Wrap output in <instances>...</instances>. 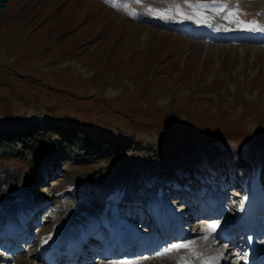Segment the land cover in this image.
I'll list each match as a JSON object with an SVG mask.
<instances>
[{
    "label": "rangeland",
    "instance_id": "374dc122",
    "mask_svg": "<svg viewBox=\"0 0 264 264\" xmlns=\"http://www.w3.org/2000/svg\"><path fill=\"white\" fill-rule=\"evenodd\" d=\"M258 25L264 33V0H0V237L8 224L30 235L2 240L0 264H71L62 252L111 262L86 243L77 254L69 241L43 248L89 206H148L155 195L180 220L171 237H154L147 264H187L202 243L227 248L225 264L249 261L235 217L245 208L264 232V39L229 36ZM144 207L115 215L153 239ZM206 223L221 235H200ZM78 225L74 244L93 232ZM132 251L112 262L134 261Z\"/></svg>",
    "mask_w": 264,
    "mask_h": 264
},
{
    "label": "bare ground",
    "instance_id": "6f19581e",
    "mask_svg": "<svg viewBox=\"0 0 264 264\" xmlns=\"http://www.w3.org/2000/svg\"><path fill=\"white\" fill-rule=\"evenodd\" d=\"M259 23L262 25V19L260 20ZM259 30H260V25H258V27H257V32H255V31H254L255 33L254 32L253 33L252 32L251 33H245L244 32V34L239 35L238 38H240V39L245 38V40L250 39L253 42L256 41V43H257V41H261L262 39H264V33H258ZM109 94H110L109 96H113L114 93L112 91H110ZM103 137H105V136H103ZM259 149H260V146L257 145V146L252 148L251 152L253 154H258L260 152ZM127 179L128 178H124V179L119 180L114 186H112V188L110 190L113 191L116 188L125 187ZM92 190L94 191L96 189L93 188V189H91V191ZM107 196H110V191L107 192ZM141 196L144 197L143 194ZM82 199H83V197L79 200L81 201ZM127 201H129V199H127ZM169 201H171V200L169 199ZM263 203H264V200L262 201V204ZM142 204L143 203H134L133 205L129 206L123 202L117 201V212L122 213V212H125L127 210H130L131 208H139L140 209V208H142L143 205L146 207V208L144 207L143 209L147 213L150 214V213L154 212L156 214V220H158L157 225L155 226V229H156V227H159L160 230H158V232L156 231L158 234L154 235L153 239H151V238L149 239L147 236L144 237L142 235H138V236L134 235V232L129 231L130 228H133V227L130 224H128L127 222L124 223L123 219H122V221H120L121 218H119L117 215H115L116 213L111 211V209L108 210V207H106V208H104V207L103 208L92 207L91 208L89 206L90 211L84 212L83 215L78 217V219H77V222H80V225H78V227L82 226V228L80 230V231H82V233L86 232L88 230V227L86 224L94 223V226H92V229H91L93 231L92 234H90V232L85 234V239H87V241H85L84 243L80 242L78 244L72 243L74 240H77L78 238H80V236L76 232L77 230L74 229V226L77 222L73 221V225L68 224L67 228L64 229L63 233H61L60 236H56L55 238L51 239L50 243H48L44 246L43 254H47L48 250L52 251L55 247H61V248L65 247L66 241H69L68 245H69V247H72V249H70V250L74 249V251H78V252H76V254L80 253L82 250H84V248H82V245H84L86 243L85 244L86 248L87 249L90 248V249H88L90 251H88L87 253L92 252L94 257L97 256V258H101V259H103L105 257L106 259H113L114 260L116 258H119L121 252H124V250H126L127 247L133 248L132 252H128V256L131 253H135V255H137V257L134 258V261L127 262V263L128 264H147L148 258H147L146 253H148V254L154 253L155 248H153V247L156 245V243H154V241L159 242V240H160V239L156 240V239H154V237L159 236V238H162L160 236L164 235V234L168 235L166 237H171V235H172L171 232L167 231V228L169 226V222L178 221V220H180V218L174 219L176 216L175 213H172L171 209L167 208L165 202L162 201L156 195L153 196L151 199H149V203H148V206L150 207L149 209H148V206H146V204H143V205ZM121 207L124 208L123 211H121ZM262 208L264 209V205ZM244 209L241 208L239 210V213L235 217V220H236L235 224H236V226L241 225L242 227H246L243 234H245L247 236L248 239L246 241L248 242L253 236H255L253 227L250 228V226L252 225V221L255 217H254V215H252L251 216L252 220H251V218L248 219L244 214V212H245ZM219 211H218V214L220 213ZM203 212H207V211H203ZM214 212L215 211H209L207 214H204L201 218H203V217H207V218L210 217L211 218V217H213ZM93 213H94V216L92 218L91 215ZM194 213L201 214L202 212L200 213L198 211V212H194ZM103 214H105V216ZM189 215H191V214H189ZM192 216H193V214H192ZM192 216L189 217V221H192L198 217V215L194 216V217H192ZM90 218H92V219L90 220ZM201 218H199V219H201ZM85 222H86V224L83 225V223H85ZM0 225H1V223H0ZM161 227H164V229ZM198 230L200 231L199 232L200 235L201 234L214 235L215 233H216V235H221L223 228L219 224L206 223V224H201L199 226ZM108 231H110L109 236H107ZM20 232H21V234L16 233L15 229H12V226L10 224H8V233H5V232L3 233V237H6V238L0 237V242L4 239H7V238L9 239V242H10V241H15V240L21 241V240L26 239L27 237H30V235H27V237H20L21 235H25L21 228H20ZM167 232H168V234H167ZM103 234L107 238H105V237L102 238ZM261 234L264 235V232L260 233L259 236H256L257 239L259 238L257 240L258 241L257 243L264 249V241L262 240L263 238H261V236H262ZM113 237H118L116 242H111ZM98 238L100 240H104L105 243L101 242L104 245L103 248H101L102 245L100 247H98V245L95 243L96 242L95 240ZM110 238H111V240H110ZM93 239H94V241H93ZM146 239H149V242L147 240V244L145 243ZM224 241H226V240H224ZM227 241H229V240H227ZM123 242H125V243H123ZM247 242H243L245 244L242 245L243 248H241L240 250L243 252L249 253L247 255V258H249V261L241 260L240 263L241 264H254V263L263 264V259L259 256L260 255L259 252L254 253L253 255L250 254L251 249L248 246ZM61 243H63V244H61ZM59 244H61L63 246H60ZM92 244L95 245V247L98 249L96 254H94V252H96V250L94 251L91 249L93 247ZM78 245H81V246H78ZM204 245L205 244L202 243V245H201L202 249L201 250L197 249V254H196L197 258L192 260V261H191V259H189V257L186 256L188 253L187 254L185 253L183 258H182V259H184L183 260L184 263L185 262H187V264L188 263H190V264H225L226 263L227 259L224 258V256H225L224 252L226 250H228L227 248H225V249L223 248V249L218 250V252H216V251L214 252V251L204 250L203 249ZM119 248H120V250H119V252H117V250ZM176 249L178 250V247ZM100 252H102V253H100ZM48 253H50V252H48ZM57 255L60 256V259L64 258V259L69 260L71 264H75V263L77 264V262H76L77 258H78L79 262H82L81 258H79L77 256L74 257V259L67 258V254H65V252H62V254L58 253ZM234 255L236 256V254H234ZM115 256H118V257H115ZM93 259L96 260L95 258H93ZM112 261L111 262H103V263L101 262L100 264H112V263L127 264V263H124V261H123V263L112 262ZM152 264H154V263H152Z\"/></svg>",
    "mask_w": 264,
    "mask_h": 264
},
{
    "label": "trees",
    "instance_id": "16d2710c",
    "mask_svg": "<svg viewBox=\"0 0 264 264\" xmlns=\"http://www.w3.org/2000/svg\"><path fill=\"white\" fill-rule=\"evenodd\" d=\"M55 141L57 142L55 146H59V144L62 142V140L60 138H56ZM87 143H88L87 140L82 141V146H81V148L78 149L81 151V154L86 152V146L85 145Z\"/></svg>",
    "mask_w": 264,
    "mask_h": 264
},
{
    "label": "water",
    "instance_id": "95a60500",
    "mask_svg": "<svg viewBox=\"0 0 264 264\" xmlns=\"http://www.w3.org/2000/svg\"><path fill=\"white\" fill-rule=\"evenodd\" d=\"M95 174H97V171H92L87 173L85 177L87 178V180H90Z\"/></svg>",
    "mask_w": 264,
    "mask_h": 264
}]
</instances>
